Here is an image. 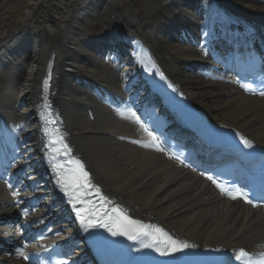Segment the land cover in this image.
Returning a JSON list of instances; mask_svg holds the SVG:
<instances>
[{"label": "bare ground", "instance_id": "1", "mask_svg": "<svg viewBox=\"0 0 264 264\" xmlns=\"http://www.w3.org/2000/svg\"><path fill=\"white\" fill-rule=\"evenodd\" d=\"M211 2L0 0V147L7 152L6 147L13 145L10 153L17 162L12 171L21 168L22 174L21 185L15 190L0 181V244L10 239L15 250V254H0V264H27L16 253L28 249L25 231L7 225V217L22 215L29 223L50 220L56 227L65 226L59 225L62 212L52 208L56 200L53 187L71 192V180L56 179L52 175L56 172L54 160L41 157L54 134L49 103L64 141L80 157L110 204L125 216L153 223L169 235L201 247H249L264 241L262 209L222 197L203 178L160 151L152 135L143 131L135 112L110 108L84 84L123 92L125 83L133 84L140 75L151 78L153 86L159 78L181 102L264 145V97L247 95L232 82L210 81L185 68L191 58L204 59L210 69L213 62L201 50L174 38L173 29L212 24L213 30L217 24L213 20L221 14ZM218 2L247 18L264 20V0ZM196 6H200V14ZM94 24L101 30L96 38L92 37ZM121 31L135 34V52L118 73L123 56L114 58L109 48L105 60L114 59L109 65L96 52L108 48ZM201 37L199 33L195 43H201ZM18 61L25 69L18 77L6 76L5 85L1 77ZM40 174L39 189L25 186H32ZM14 191L19 195L14 196ZM40 194H45V199L34 212L30 206L24 209V198Z\"/></svg>", "mask_w": 264, "mask_h": 264}, {"label": "snow or ice", "instance_id": "2", "mask_svg": "<svg viewBox=\"0 0 264 264\" xmlns=\"http://www.w3.org/2000/svg\"><path fill=\"white\" fill-rule=\"evenodd\" d=\"M161 77L163 78V74H161ZM245 87L251 88V85H246ZM261 95H264V92H262ZM240 140L244 144L245 147L251 148L253 146L252 143H251V141L245 139L243 136L240 137ZM64 150L66 152L68 151L66 145H65ZM163 150H164L163 148L160 149V151H163ZM80 168H81V172H82L83 177L87 178L88 177V173L86 171H83V165L82 164H80ZM208 179L209 180H212L215 183V180L213 179L212 176H208ZM58 183H59V180H58ZM89 183H90V181H89ZM81 186H83V185H81ZM9 187H11V185H9ZM217 187H220L221 190L224 191V188L221 185L217 184ZM96 191L99 192V189H96ZM234 192L235 193H239L240 194V198L245 199L248 203H250V204L252 203V200H250V199L247 198V194L241 192L240 189L229 190L227 192V194L230 195L232 199H237V195L233 194ZM13 195L14 196H18L19 193L16 192V191H14L13 192ZM104 199H107V198H104ZM24 214L27 215L28 214L27 211H25ZM77 216H80V212L79 211H77ZM123 219L125 221H127V223H129V224H140L141 223L139 221H133V220H131L127 216H124ZM81 224L84 227L85 231H87L88 230V227H89L88 222L85 221L82 218L81 219ZM92 226L93 227H97V226H99V227H105L109 232H111V234L113 236H116V235H124V236H127V238L129 240L142 239L144 236L151 235L150 232H136V233H131L126 228L119 227V226L114 229L109 223H103V224H99V225L93 224ZM48 231H51V229L49 228ZM157 231H162V229H157ZM146 246L147 247H151L152 245H146ZM188 247H190V245H188L186 242H180V241H174L173 240V241H171V244L169 245V247L168 248H165V250L163 252H161V255H166V254H171V253L179 252L182 248H188ZM192 247H194V246H192ZM156 251H160V248L158 246L156 247ZM17 254L20 255L23 259H28L29 258L25 254V252L23 251V248L17 249ZM241 255H247V253H245L243 251V249H242L241 250ZM237 259H240V256L239 255L237 256ZM61 264H66V262H61Z\"/></svg>", "mask_w": 264, "mask_h": 264}, {"label": "rangeland", "instance_id": "3", "mask_svg": "<svg viewBox=\"0 0 264 264\" xmlns=\"http://www.w3.org/2000/svg\"><path fill=\"white\" fill-rule=\"evenodd\" d=\"M156 2H159V0H156ZM93 27L94 28L92 29V33H95V34L101 33V30H100L99 25L94 24ZM23 68H24V65L22 64L21 61L15 62V64L14 63L13 64H10L9 69H8L9 72H7V75L4 74L1 77L2 78L1 81L2 82L4 81V83L6 85V83H7L6 80L7 79H5V77L6 76L8 78L18 77L20 74H22V71L25 69V68L24 69Z\"/></svg>", "mask_w": 264, "mask_h": 264}]
</instances>
